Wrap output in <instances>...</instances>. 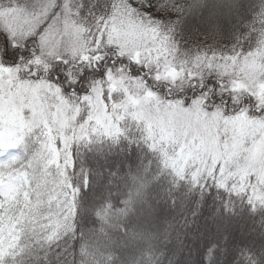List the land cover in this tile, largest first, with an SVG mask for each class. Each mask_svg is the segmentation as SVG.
I'll list each match as a JSON object with an SVG mask.
<instances>
[{
  "label": "trees",
  "instance_id": "1",
  "mask_svg": "<svg viewBox=\"0 0 264 264\" xmlns=\"http://www.w3.org/2000/svg\"><path fill=\"white\" fill-rule=\"evenodd\" d=\"M120 1L125 0H78V12L101 22ZM126 1L182 48L246 49L264 28V0L250 9L242 6L247 0ZM234 5L241 6L240 14L209 22L215 9ZM6 38L0 31V53ZM7 40L11 55L0 58V65L14 67L19 79L53 84L56 96L69 104L78 105L106 71L115 69L141 75L139 89L149 90L147 73L113 46L93 58L42 62L33 59L32 38L14 50ZM163 91H156L157 100L178 109L210 106L229 117L241 105L246 116L264 117V105L257 108L250 96L224 90L211 74L169 86L167 96ZM113 126L119 131L70 139L54 164L37 147L34 152L36 135L25 136L22 146L0 159V181L8 175L23 178L26 194L9 233L0 238L3 243L14 237L0 264H264V202L244 189L171 170L141 120L119 118ZM144 204L154 207L150 217L144 218ZM241 229L247 233L239 235ZM219 250L228 254L217 256Z\"/></svg>",
  "mask_w": 264,
  "mask_h": 264
},
{
  "label": "rangeland",
  "instance_id": "2",
  "mask_svg": "<svg viewBox=\"0 0 264 264\" xmlns=\"http://www.w3.org/2000/svg\"><path fill=\"white\" fill-rule=\"evenodd\" d=\"M247 1L242 6L248 9L251 3L256 2ZM240 7L234 5L217 8L214 13L208 15L209 22H224L229 16L240 14ZM78 11V0H0V31L15 44L32 38L33 59L42 62L47 58L60 62L93 58L99 55L104 46H113L119 54L127 56L147 73L145 77L149 90L139 89L137 84L141 75L115 69L106 71L105 78L94 83L82 100L79 99L78 105L72 102L69 104L56 96L53 84L19 79L14 67H10L11 75L18 83L43 84L45 93L42 95L55 96L53 104L57 101L64 103V109L58 117L55 116L56 108H49L53 115L47 124L48 138L56 158L62 154L63 150L60 149L65 148L70 139L78 140L92 134V131L95 135L108 133V126L104 124L103 119L93 117L97 101L103 107L101 115L107 118L108 125L113 126L114 121L124 117L141 120L144 124L143 132L150 139L148 122L131 115L134 110L132 107L126 110L114 107L130 96L138 97L145 101L146 108L151 110L160 124L174 129L179 127L181 130L179 138L162 139L155 130L151 135L171 170L190 171L197 177H209L218 185L244 189L253 200L264 202L262 115L246 116L239 109L241 105H238L235 113L224 117L210 106L207 109H178L172 105L173 102L165 101L163 104L156 98V91L164 90L163 94L167 96L169 86L175 88L182 81L196 80L200 76L211 74L224 90H232L237 96H250L257 108L264 105V28L258 41L250 48L216 45L210 50L189 49L184 46L182 48L153 18L135 9L129 1H120L118 5H114L101 22L88 19ZM0 71L7 74V67L0 65ZM190 84H193V81H190ZM149 92L152 93L150 97ZM86 96L88 99H85ZM24 111L30 115V112ZM245 122L255 123L252 133L256 137L255 140L252 135H242L235 141L232 138L233 124L236 123L238 127ZM44 132V127H36L25 136L27 139L37 136L38 140L33 146L34 152L37 147L48 161L50 154L43 147L46 139ZM23 143L24 141L0 150V159L11 154ZM189 144H194L198 154L194 157L192 153L186 152L181 161V152ZM23 183V178L17 179L10 175L4 176L0 181V238L9 233L16 207L24 199ZM144 209L145 218L150 217L154 207L144 204ZM236 231L239 235L247 233L242 229ZM224 254H228V250H219L217 256ZM181 261L185 263L186 260L183 258Z\"/></svg>",
  "mask_w": 264,
  "mask_h": 264
},
{
  "label": "snow or ice",
  "instance_id": "3",
  "mask_svg": "<svg viewBox=\"0 0 264 264\" xmlns=\"http://www.w3.org/2000/svg\"><path fill=\"white\" fill-rule=\"evenodd\" d=\"M9 41L7 38L4 42V50L0 53V58L5 56H10L11 52L9 50ZM18 47L15 43L11 44V48L14 50ZM20 57L18 56L17 59ZM7 67V74L0 71V150L13 147L22 143L25 135L31 133L36 127H44V136L46 137L43 142V147L46 149L50 158L48 159V164L56 163V156L51 147V141L48 138L47 124L49 123V118L53 115L49 112L50 107L56 108L55 116H59L60 112L64 109V103L62 101H57L53 104L55 96L49 97L45 93V87L43 84L36 83H18L17 79L11 75V68ZM59 79V77H57ZM79 83V80L76 81ZM51 87V85H49ZM74 90V88H73ZM57 91L63 92L62 86H57ZM152 93H148L150 97ZM85 99H88L86 96ZM147 99V97L145 98ZM114 107L127 109L132 107L134 110L131 113L136 118H143L148 122L149 135L153 134L155 130L156 134L162 139H170L172 137L179 138L181 130L179 127L172 128L168 125L160 124L159 120L154 118L150 109L145 106V101L138 98L130 96L129 99L125 100L120 105H114ZM24 110L30 112L27 115ZM103 107L99 104V101L94 105V118L103 119L104 124L108 126L110 132H118L119 129L112 125H108V120L106 117L102 116L101 113ZM264 112V108L260 109ZM239 117L237 121H239ZM246 125V126H245ZM255 123H248L239 125L234 123L232 127V138L238 141L242 135H252L254 132ZM227 135V130L225 132ZM255 135H252V139L255 140ZM192 153L195 157L198 154V149H195L194 144H189L187 148L183 149L181 152L180 160L185 158V153ZM26 195V194H25ZM14 244V237L9 236L7 240L0 243V259L7 254V248Z\"/></svg>",
  "mask_w": 264,
  "mask_h": 264
}]
</instances>
